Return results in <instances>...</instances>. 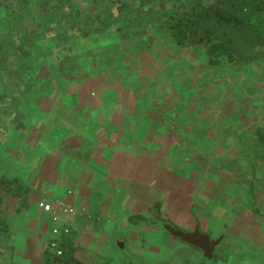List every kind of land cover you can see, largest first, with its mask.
<instances>
[{
  "label": "rangeland",
  "instance_id": "374dc122",
  "mask_svg": "<svg viewBox=\"0 0 264 264\" xmlns=\"http://www.w3.org/2000/svg\"><path fill=\"white\" fill-rule=\"evenodd\" d=\"M142 7L144 10L134 12L137 22L128 21L127 28L117 29L119 23H109L97 36L76 34L55 48L60 56L70 52L64 56H72L74 60L78 57L77 61L88 63L91 72L95 70L97 79L91 76L81 88L82 92L90 89L89 93L104 95L96 108V124L104 122L106 108L110 105L117 108L123 103V108L126 106L134 116L140 114L139 118L131 115L128 120L129 128L123 137L128 147L123 152L137 153L135 150L151 147L163 159L165 172L169 171L168 175L160 171L157 154L145 171L133 168L136 178L142 181H124L121 187L112 185V220L105 212L101 215L106 221L103 224L102 220H92V214L86 217L90 226L102 224L109 236L119 233L117 239H121L122 245L118 246L116 241L113 244L111 237L99 234L92 240L101 243V250L92 252L84 244L80 257L86 264L114 263L129 256L135 258L134 262L137 259L150 264H264V162L255 165L252 176L246 157L250 154L246 147L250 146L248 138L254 126L264 124V57L248 64L213 66L206 63L201 50L179 48L151 29L147 32L154 38L149 42L147 34H134L152 23V16L146 11L149 6ZM9 13L13 12L0 5V34L8 26L13 28L22 17L20 11L15 18ZM25 17L35 29L37 14L29 12ZM33 32V41L45 46L46 38L49 37L50 43L59 29L51 23ZM96 61L101 66L105 63L102 70L94 65ZM51 72H56L54 66ZM88 81L91 83L87 84ZM138 120L146 126L145 130L138 129ZM171 124L176 125L169 127ZM136 125L139 133H133ZM158 143L160 147L154 148ZM151 153L148 150L141 154L142 160L146 162ZM124 169L123 176L128 177L131 171L128 167ZM244 170L247 172L243 175ZM251 177L256 190L255 203L247 191ZM149 181V191L159 202L160 218L185 231L198 225L212 239L222 236L215 246V251L221 254L218 260L205 258L199 248L169 234L163 228L164 222L154 215L155 210L148 212V224H132L130 228L123 221L151 201L149 195L136 199L131 194L128 198L129 186L132 188L136 183L135 188L145 189ZM6 197L0 206L4 207L2 211L11 233L16 235L14 239L0 238V264H41V249L51 227L43 221L41 227L35 226L28 220L31 214L27 207L19 201L15 205L13 197ZM41 201L44 200L38 201V206ZM133 203L139 207L137 210H133ZM251 205L262 216L254 214ZM111 226L115 227L113 232ZM30 234L34 237L31 243L27 242L30 246L27 251L23 243ZM9 243L14 246L13 254L6 246Z\"/></svg>",
  "mask_w": 264,
  "mask_h": 264
},
{
  "label": "crops",
  "instance_id": "0c3cea01",
  "mask_svg": "<svg viewBox=\"0 0 264 264\" xmlns=\"http://www.w3.org/2000/svg\"><path fill=\"white\" fill-rule=\"evenodd\" d=\"M16 15L17 12L9 13L13 18ZM28 23L22 15L13 28L8 26L0 34V175L17 177L28 187L22 205L27 207L26 211L31 214L28 220L35 226L41 227V221L47 227L52 225L50 214L39 208L38 201L60 200L72 205L76 214L63 215L62 220L75 231L76 244H86L90 251L98 253L101 243H95L92 238L99 234L111 237L113 244H116L115 241L117 245L121 243V239H117L121 236L119 233L109 236L101 227L106 222L101 216L104 212L108 219L114 217L113 209L110 211L113 186L121 187L124 181H142L136 178L134 169L145 171L157 154L160 171L166 175L169 171L165 172L163 159L151 147L135 150L137 153L123 152V148L128 147L123 141L129 128L128 120L131 115L134 118L140 116H134L126 106L123 108V103L117 108L111 105L106 108L102 116L104 122L96 124V108L103 102L104 95L89 93L90 89L82 92L81 88L82 84L86 85V81L91 80V76L97 79L95 70L91 72L86 66L88 63L77 61L78 57L76 62H65L66 56L62 53L60 56L56 47L49 45L47 40L45 46L34 42V28ZM3 42L8 46H4ZM98 62L94 65L102 70L105 63L101 66ZM52 66L56 69L54 73L51 72ZM69 66L70 70L66 73ZM137 125L138 129H146L139 120ZM137 125L133 133H139ZM142 144L145 145L144 142ZM155 147L158 149L159 143ZM148 150L152 153L144 162L141 154ZM126 167L131 171L128 177L122 173ZM150 183L145 189L135 188V183L127 191L128 198L131 194L136 199L150 196L151 201H147L140 211H135L145 216L148 208L158 202L149 191ZM13 199L16 205L18 199ZM124 199L122 197L121 203ZM132 205L135 207L133 210L139 208L135 203ZM0 209L4 207L0 206ZM89 214L94 216L91 218L94 221L102 220V224L93 223L90 226L86 217ZM123 221L130 228L138 225H132L125 217ZM6 223L9 224L8 220ZM110 230L113 232L115 227L111 226ZM15 235L16 232H13L10 237L14 239ZM50 236H53L51 232ZM33 237V234L26 236L23 244L27 251L30 248L27 242L31 243ZM81 249L77 252L79 256Z\"/></svg>",
  "mask_w": 264,
  "mask_h": 264
},
{
  "label": "trees",
  "instance_id": "16d2710c",
  "mask_svg": "<svg viewBox=\"0 0 264 264\" xmlns=\"http://www.w3.org/2000/svg\"><path fill=\"white\" fill-rule=\"evenodd\" d=\"M158 2L159 5H156ZM0 4L13 13L20 11L22 15L29 12L37 14L38 29L49 27L51 23L57 26L58 36L49 43L55 47L59 46L58 43H67L76 34L89 36L94 33L97 36L105 31L109 23H119L117 29H122V26L127 28L128 21L137 22V14L134 12L144 10L142 6L147 4L149 8L146 11L152 16V23L134 34H147L149 42L154 38L153 34L147 32L151 29L153 33L170 39L179 48L201 50L206 63L213 66L248 64L264 57V0H106L104 3L99 0H0ZM48 39L49 37L46 38ZM3 45L8 46V43L3 42ZM69 54L70 52L64 55ZM66 59L65 62L74 61L72 56H67ZM70 67H66V73ZM248 139L250 146L246 148L250 154L246 157L250 160V175L253 176L255 165L264 162V124L255 125ZM246 172L244 170L243 175ZM247 186L249 199L255 203L253 177L248 180ZM27 190L28 187L17 177L0 175V203L6 195H11L18 199L19 204H23ZM158 208L159 203L154 202L148 210H155L158 216ZM250 210L262 216L253 205ZM158 219L167 222L160 216ZM127 220L131 224L150 222L148 216L138 212L129 214ZM10 235L6 215L0 210V238ZM52 239L54 237L49 236L41 249V264H86L77 254L82 246L75 243L74 230L70 228L68 233L58 237L56 247L61 249L59 254L56 253V248L49 245ZM6 246L12 254L14 246L11 243ZM220 255L214 248L212 258L218 260ZM133 258L129 256L114 263L104 261L95 264H150L137 259L134 262Z\"/></svg>",
  "mask_w": 264,
  "mask_h": 264
},
{
  "label": "water",
  "instance_id": "95a60500",
  "mask_svg": "<svg viewBox=\"0 0 264 264\" xmlns=\"http://www.w3.org/2000/svg\"><path fill=\"white\" fill-rule=\"evenodd\" d=\"M163 228L172 236L189 243L190 245L199 248L205 258L211 259L215 246L219 243L222 236L218 238H210L209 234L202 232L198 225H195L192 230H182L172 226L170 223L164 222ZM122 244L119 243V246Z\"/></svg>",
  "mask_w": 264,
  "mask_h": 264
},
{
  "label": "built area",
  "instance_id": "2783aa9c",
  "mask_svg": "<svg viewBox=\"0 0 264 264\" xmlns=\"http://www.w3.org/2000/svg\"><path fill=\"white\" fill-rule=\"evenodd\" d=\"M39 206L44 212L50 214L52 222L50 232L54 239L50 240L49 245L52 248H56V253L59 254L61 249L56 247L58 243L57 239L61 234L68 233L70 230V227L62 220V216L76 214V209L72 205L60 200L57 202L41 201L39 202Z\"/></svg>",
  "mask_w": 264,
  "mask_h": 264
}]
</instances>
